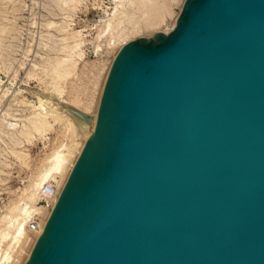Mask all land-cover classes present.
Here are the masks:
<instances>
[{
  "label": "water",
  "instance_id": "1",
  "mask_svg": "<svg viewBox=\"0 0 264 264\" xmlns=\"http://www.w3.org/2000/svg\"><path fill=\"white\" fill-rule=\"evenodd\" d=\"M175 24L117 52L25 264H264V0Z\"/></svg>",
  "mask_w": 264,
  "mask_h": 264
},
{
  "label": "rangeland",
  "instance_id": "2",
  "mask_svg": "<svg viewBox=\"0 0 264 264\" xmlns=\"http://www.w3.org/2000/svg\"><path fill=\"white\" fill-rule=\"evenodd\" d=\"M119 1L0 0V218L10 216L52 152L80 143L55 100L95 115L117 52L138 38L168 35L185 0H157L160 10L147 18L158 24L146 29V16L135 15L138 24L127 26L121 39L123 27L105 29L114 15L120 18ZM51 114L60 118L54 122ZM38 119L48 125L36 130ZM29 246L15 250L16 264Z\"/></svg>",
  "mask_w": 264,
  "mask_h": 264
},
{
  "label": "bare ground",
  "instance_id": "3",
  "mask_svg": "<svg viewBox=\"0 0 264 264\" xmlns=\"http://www.w3.org/2000/svg\"><path fill=\"white\" fill-rule=\"evenodd\" d=\"M118 4L123 7V12L121 11L122 14L120 13V18H118L117 15H114L105 27V29L108 31H112L117 27H123L121 32L117 35L118 39H121L125 36V29L127 26H130L132 28V26L134 27L138 24V19L136 20L134 18L135 15H138L139 19H144L146 16L144 27L149 28V26L151 25L153 27L154 24H152L153 20L152 22L151 20H149L151 19L150 16H152V14L150 15V13H153L155 15L154 12L160 10H157V0H120L117 3V6ZM147 17H149V19ZM157 21L158 20H156V23ZM122 23L124 24V26H122ZM173 27L174 25L168 31H172ZM60 94L61 92L58 91V96H60ZM52 105H54V109L56 108V110H59V112L61 111V113L66 114L63 118H65L68 127L73 128V130L75 131V137H80V143L72 144L71 146H69L65 150L66 153L65 151L63 152V150L60 149L52 152L45 161V167L42 171V174L40 175V177L34 179V181L28 186L24 196L19 200V202H17L15 206H13V208L10 210L11 212L9 211L10 216H8L7 214L0 218V264H16L17 262L13 260L15 250L21 249L26 245H30L29 251L26 253L22 262V264H25L33 246L36 243L37 238L40 236L44 225L48 217L50 216V213L57 201L58 195L60 194L68 178V175L83 148L84 142L86 141L91 130L95 128L97 123L98 110L96 111L95 115L90 116L87 107L81 108L74 103L55 100V103ZM59 112L57 113V115L59 114L60 116ZM80 114L85 115L88 118V122H85ZM45 115L46 117L48 116V114ZM59 116L55 117L51 114L54 122L61 117ZM38 120L34 123L36 130H39L43 125H48V123L44 120ZM75 124L79 127V132L76 131L77 128H75ZM46 182H53L56 186V198L55 202L52 203V206H46L44 204H41V202L39 201L38 190ZM37 202L38 205L44 207H38ZM33 213L40 215L39 228L34 231L29 230L27 226L28 221ZM5 242L6 246L4 249H2L3 243Z\"/></svg>",
  "mask_w": 264,
  "mask_h": 264
},
{
  "label": "built area",
  "instance_id": "4",
  "mask_svg": "<svg viewBox=\"0 0 264 264\" xmlns=\"http://www.w3.org/2000/svg\"><path fill=\"white\" fill-rule=\"evenodd\" d=\"M38 196L41 204H44L46 206H52V203L55 202V198H56L55 183L53 182L44 183L38 190ZM39 218L40 215L33 213L27 225L29 230L34 231L39 228V224H40Z\"/></svg>",
  "mask_w": 264,
  "mask_h": 264
}]
</instances>
